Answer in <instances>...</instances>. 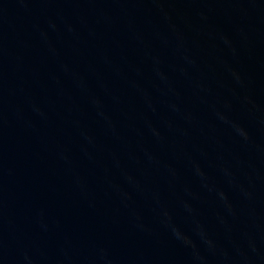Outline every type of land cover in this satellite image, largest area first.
Masks as SVG:
<instances>
[{
    "label": "water",
    "instance_id": "obj_1",
    "mask_svg": "<svg viewBox=\"0 0 264 264\" xmlns=\"http://www.w3.org/2000/svg\"><path fill=\"white\" fill-rule=\"evenodd\" d=\"M0 264H264V0H0Z\"/></svg>",
    "mask_w": 264,
    "mask_h": 264
}]
</instances>
